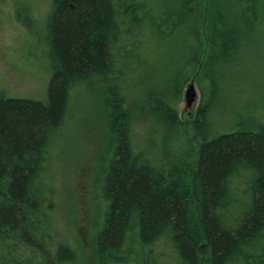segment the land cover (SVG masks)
<instances>
[{
  "label": "trees",
  "instance_id": "16d2710c",
  "mask_svg": "<svg viewBox=\"0 0 264 264\" xmlns=\"http://www.w3.org/2000/svg\"><path fill=\"white\" fill-rule=\"evenodd\" d=\"M11 1L48 81L39 98L0 90V264H79L55 226L52 167L90 89L108 127L91 184L96 264H264V102L237 104L264 89V70L249 68L264 0H50L43 17L40 0ZM166 44L175 59L144 91L146 54ZM193 80L201 100L183 118Z\"/></svg>",
  "mask_w": 264,
  "mask_h": 264
},
{
  "label": "rangeland",
  "instance_id": "374dc122",
  "mask_svg": "<svg viewBox=\"0 0 264 264\" xmlns=\"http://www.w3.org/2000/svg\"><path fill=\"white\" fill-rule=\"evenodd\" d=\"M50 0H40L37 15L43 17ZM27 31L15 17L11 0H0V90L8 95L39 98L43 94L48 78L45 64L33 53L40 49L33 45ZM176 50L172 45H158L147 52L149 68L143 70L141 85L148 90L157 78L159 70L175 59ZM264 70V42L251 47L249 68ZM139 80V77L136 79ZM195 83V82H194ZM197 100L187 108L185 100L177 105L183 118L195 112L200 103V91L195 84ZM247 95L241 96L237 104L264 102V89L245 87ZM80 95L73 103V109L65 133L54 154L52 176L59 189V210L56 229L66 235L79 248V264H96L93 257L94 221L91 217V184L98 152L108 138V127L101 116L93 110V90ZM129 112L139 136H143L149 122L140 113L143 98L140 91L128 89ZM263 100V101H262ZM184 138V146L193 143L192 132ZM94 196V193H93ZM93 231V233H92Z\"/></svg>",
  "mask_w": 264,
  "mask_h": 264
},
{
  "label": "water",
  "instance_id": "95a60500",
  "mask_svg": "<svg viewBox=\"0 0 264 264\" xmlns=\"http://www.w3.org/2000/svg\"><path fill=\"white\" fill-rule=\"evenodd\" d=\"M184 100L187 108L193 107L197 100V91L194 80L187 86L184 92Z\"/></svg>",
  "mask_w": 264,
  "mask_h": 264
}]
</instances>
